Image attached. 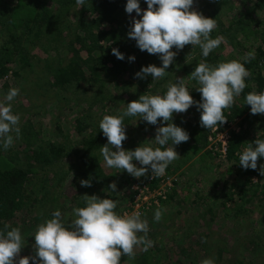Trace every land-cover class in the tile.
Masks as SVG:
<instances>
[{
	"label": "trees",
	"instance_id": "trees-1",
	"mask_svg": "<svg viewBox=\"0 0 264 264\" xmlns=\"http://www.w3.org/2000/svg\"><path fill=\"white\" fill-rule=\"evenodd\" d=\"M51 2L52 6L49 9L45 7V3L40 4L38 0H15L12 3L7 0H0V36L2 37V40H0V81L7 77L9 73L16 78L21 77V74L27 75L24 78L35 74L32 61L35 58L39 61L34 52L40 49L41 54L45 56L42 69L46 76V86L59 92L67 90L68 87H74L76 90H80L82 94L92 91L94 92V101L106 106L112 112L121 113V110H125L128 103L137 100L140 95L157 94V92L158 94H164L167 90L157 91L164 80L170 78L173 80L172 83H176L177 78L181 75L188 76V81L192 85V88L187 86L190 94L195 101H200V93L195 89L198 85L196 81L190 79V74L198 64L190 59L186 62L183 55L189 53L188 45L177 51L183 63L175 57L173 64L166 69L168 73L163 79L153 81L151 76L139 79L135 77V74L140 71L142 66L154 64L159 67L161 61L157 55L141 52L136 47L135 41L129 39L130 27L121 26V15L117 13L119 10L111 13L116 9L115 5L119 7L121 3L113 5L111 4L112 0H86L85 5L78 9L76 0H51ZM226 4V0L203 4L202 10L206 12L208 18L216 20V32L219 34L228 33L232 29L230 24L228 27L223 28L224 24L220 20L222 14L220 10ZM254 9L264 10V0H257L256 6L246 10L244 16L236 25L244 32L246 38H248V35L254 36L256 39H261L262 43L256 45L254 50L241 47V50H246L241 63L244 64L251 75L246 78L245 83L247 86L240 96L235 98L234 104L223 110L227 122L237 123L239 127L238 132H235V130L228 132L226 155L223 156L218 150L219 146L216 147V145L207 149L212 129L201 126L200 113L193 106L188 109L191 120L179 126L189 134L188 143H191V146L188 147L185 144L182 159L175 160L176 165L173 168L168 167L166 169L168 173L173 174L200 153H202L201 156L217 159L219 166L222 168L229 167L226 168V176L212 184V187L214 189L219 188L221 192L229 186L228 192L224 193V196L229 197L223 200L220 205L225 211V219L227 221L232 219L231 221H236L237 225L241 224L243 218L251 216L258 206L253 207L252 210L251 208L250 210L246 209L247 202L260 203L261 207L258 208H260L263 215L260 221L261 224H264V175H261V165H264V158H258L256 170H245L239 165V156L237 155L247 146V143L254 142L256 138H264L261 136V133L264 132V115L250 114V106L244 102L245 96L249 92L264 91V18L257 24L261 27L260 30L253 31L252 27L256 25V22L252 19ZM87 13L93 18L90 17L89 19L85 16ZM103 21L109 22L113 29L110 28L108 32H105L101 28ZM112 24L119 27L114 28ZM216 32L213 30L210 34L213 39ZM41 38L48 42H55L60 46V49L62 48L64 53L69 52L71 57L69 59L63 58L62 55L60 57L57 49L47 48V43H44L45 46L41 48L38 41ZM102 40L104 45H99V41ZM109 41L113 42V45L106 47ZM27 47L30 48L26 49ZM113 48L118 49L125 55L123 61L112 55ZM172 51H176V49L173 48ZM82 53H86L84 58ZM249 53H254V58L245 63V58ZM129 56H135V61L129 62L127 59ZM210 62L214 63L213 60L206 63L209 64ZM261 64L263 65L261 66ZM15 65L17 69H10L11 66ZM85 71L88 72V75ZM0 87L5 92L8 89L7 84L3 82ZM130 118L133 117H127L125 120ZM75 123V129L78 130L80 135L88 132L86 136H81L80 141L75 146L59 135H56V139L59 138L58 141L43 142L44 140L39 139V137L37 138L39 140H34L36 129L30 121H27L20 128L21 136L20 139L16 140L18 145L13 144L7 150L0 149V229H4L5 224L8 225V230L15 228L17 227L16 219H24L25 215H32L33 213L35 214L34 219H32L33 222L39 219L36 214L40 213L42 217L45 216V220L49 219L52 212L56 211L54 208L57 204L62 217L69 221L68 218L69 216L72 218V215H69L68 210L63 208L64 204L70 203L74 207H83L84 195H97L101 188H107L110 182L108 181V179L110 180V173H108L110 171L104 168V164L102 166L101 160H103V157L100 154V147L106 144V137L100 132L99 125L91 126L89 122L81 117L76 119ZM175 125L178 126V124ZM149 126L154 127L150 124ZM178 146L180 145H177L176 148ZM70 163L72 165H69ZM66 166L67 173L76 176L74 179L72 177L69 183L70 187L74 189V195L70 197L71 191H65L64 193L61 191L60 195H57L58 191L61 190L62 180L67 176L64 171ZM52 170H56V172L51 178ZM148 174L151 175V171ZM231 175L233 182L229 183L226 178ZM120 177L122 178V176ZM255 177L256 182L253 181ZM67 180L68 178L65 179L64 184H67ZM81 180H89L91 187H82ZM178 182H181V180L178 179L173 182V187ZM125 184L130 185L131 183L125 178ZM159 187L167 188L163 187L162 182L160 183L155 178L149 189L151 192H159ZM204 198L201 200L202 203ZM209 198H214L216 201L219 199L216 195L209 196ZM57 199H64V202L65 200L66 202L58 203ZM156 199L159 201L160 206L167 203V198L166 201L161 198ZM169 200H171V197L168 198ZM205 201L206 199H204ZM46 208L52 210V212H47ZM154 210H157L156 207ZM229 211L232 212L231 216L228 214ZM209 213L208 208L199 217H194L193 225L198 224L200 220L203 223L206 219V224H198L197 227L205 226V228L208 227L209 230L217 232L218 229H215L212 225V223L215 224L213 220L214 212L211 213V218H208ZM194 226L187 229L193 232ZM32 228L28 229V235H26L28 236L26 238L28 239L26 248H29L30 256L35 255L33 238L35 232H30ZM227 230H230V227ZM189 231L185 232L184 237L188 235ZM150 235L152 234L148 232V236ZM199 236L202 243L208 238L203 235V232ZM243 239L245 249L248 252L255 253L258 243H254L252 239ZM236 240L238 241L239 238H236ZM201 241H199V245H202ZM162 242L163 245L168 244L166 240H162ZM195 245H198V242L194 245L189 242L186 244L184 238V245H177L176 243L173 247L179 250L180 256L185 257V260L189 258L194 260L198 249ZM150 255V252H147V254L138 258H133L135 261L131 264H151ZM133 259L127 255H122L121 264H124V262L130 263ZM234 264L244 263L236 260Z\"/></svg>",
	"mask_w": 264,
	"mask_h": 264
},
{
	"label": "clouds",
	"instance_id": "clouds-1",
	"mask_svg": "<svg viewBox=\"0 0 264 264\" xmlns=\"http://www.w3.org/2000/svg\"><path fill=\"white\" fill-rule=\"evenodd\" d=\"M143 2L147 8L142 11L140 0H126L125 12L136 14L128 37L135 41L141 52L157 55L161 66H142L135 74L136 78L151 76L153 81L163 79L177 51L185 45L198 46L202 57L207 58L224 40L222 36L211 38L210 34L217 27L216 20L195 10V0ZM85 3L86 0H76L79 7ZM173 48L176 51H172ZM112 55L121 61L125 59V55L116 48L112 49ZM252 58L254 53H249L245 63ZM127 59L134 62L135 56ZM250 75L239 60L215 65L201 62L190 74V79L198 85L195 89L200 93V101L193 99L184 79H177L176 83L167 84L163 95H140L120 114L103 116L99 129L107 139V143L100 147L105 166L134 178L144 176L149 170L155 176L164 175L169 165L180 158L175 146L189 140V134L172 122L173 115L185 113L195 106L200 113L201 126L217 129L227 121L223 110L234 104L235 98L247 86L245 80ZM18 95V88H10L0 101V149L3 150L10 148L21 136L20 115L13 112L12 105ZM244 102L250 106V114L264 115V91L249 92ZM137 116L147 124L166 126L156 129L155 139L150 140L153 143L143 142L134 150H125L122 146L127 139L124 120ZM261 136L264 137V132ZM237 155L243 169L256 170L258 158H264V138L247 143ZM261 175H264V165H261ZM80 184L91 187L89 180H81ZM109 189L114 193L117 185L113 182ZM83 199L84 206L72 209L70 221L56 210L51 218L37 226L33 237L34 256L16 259L25 245V238L19 227L8 230L5 224L4 229H0V264H121L122 255L134 258V248L142 245L147 251L154 246V242L147 238L148 221L142 219L139 212L119 214L115 211L118 201L114 199H101L96 195H84ZM161 217V210L155 211V221L159 222ZM200 264H215V260L205 258Z\"/></svg>",
	"mask_w": 264,
	"mask_h": 264
},
{
	"label": "rangeland",
	"instance_id": "rangeland-1",
	"mask_svg": "<svg viewBox=\"0 0 264 264\" xmlns=\"http://www.w3.org/2000/svg\"><path fill=\"white\" fill-rule=\"evenodd\" d=\"M7 1H10V3L15 2V0ZM221 1L223 0H195L193 7L195 8V10L202 13L206 18H208V16L205 14L206 12L202 10L203 4L206 2ZM226 1L227 4L220 10L222 13L220 16V20L224 24H222L223 28L228 27V25L230 24L232 25V29H230L228 33L221 34L216 32V28L214 29L215 32L218 33L217 35L215 33V38L217 36H222L224 40L219 47L214 49L209 54L207 58L202 57L201 50L198 46L188 45L189 53L183 54L184 58L186 59V62L194 60V63L199 64L201 62H208L213 60L214 63H209L211 65L231 60H239L241 62V60H243V56L246 54V50H241V47H243L244 49L254 50L256 45L262 43L261 39H256L254 36L248 35V38H246L244 32H242V30H240V28L236 26L238 21L244 16L246 10L256 6L257 0ZM38 2L40 4L45 3V7H48L49 9L52 6L51 0H38ZM119 3H121V5L117 7L115 4ZM111 4L115 5L116 7V9H114V11H111V13L117 12V10H119V12L117 13L121 15V26L131 28L132 18L135 17L136 14L135 12H133L131 15H129L125 12L124 9L126 0H112ZM140 7L142 11L146 10V4L143 2V0H140ZM77 8L80 9L79 6H77ZM85 16L89 17V19L91 17L89 13L85 14ZM136 18L139 19V17ZM263 18L264 10L254 9L252 19L256 22V25L255 27H252L253 31L260 30L261 27H259L257 24L260 23ZM112 25H114V28L119 27L118 25L115 27L116 24ZM101 28L105 30V32H108V29L110 28L113 29L109 22L106 21L102 22ZM0 40H2L1 36ZM38 41L41 48L45 46L44 43H47V48H51L53 50L57 49V52L60 53V57L61 55L63 56V58L66 57V59H69L71 57V54L69 52L64 53L62 48L60 49V46L55 42H48L44 38L38 39ZM102 44L104 45V41H99V45ZM111 45H113V42L109 41L108 44H106V47H109ZM29 48L30 47H27L26 49ZM34 55H37L39 59L38 61L37 58H35L32 61L35 74L30 75L27 78H24L27 75L21 74V77L16 78L13 77L11 73H9L7 77L0 81V86L2 82L6 83L8 86L6 92L3 91L4 89L2 90L0 87V101L3 100L4 95L8 92L10 88L19 89V95L12 101L13 112L20 115V128L24 126L25 122L27 121H30L32 125H34L36 129L34 131V140L36 139L37 141L39 139H42L44 140L43 142H53L59 140V138L58 140L56 139V135H59L61 136V138L68 140L73 146H75L77 145L78 141H80L81 136H86L88 133H82L81 135L79 134L78 130L75 129L76 119L81 117L86 120V122H89L91 126H98L103 116L110 114H120L116 111L112 112L106 106H102L101 104L96 103L93 99L94 92L92 91L87 94H82L80 90H76L74 87H68L67 90H64L63 92H59L56 89H50L48 86L45 85L46 76L42 69V62L45 59V56L41 54L40 49H38V51H35ZM85 55L86 53H82L83 58L85 57ZM176 58L180 59V61L183 63V60L181 59V56L179 54H176ZM262 65L263 64H261V66ZM14 68L17 69V66L15 65L10 67V69L12 70H14ZM85 73L88 75L87 71H85ZM178 78L184 79L186 86L192 88L191 83L188 81V76L186 77L184 75H181ZM171 81L173 80L170 78L164 80V82L157 89V91H166L167 84ZM123 111L124 110H121V112ZM139 119L140 117L138 116L136 118L133 117L129 120H124L127 139L122 142V146L125 150H134L143 142L153 143V141L150 140L155 139L156 129L160 126H166L158 123V126H151L153 128L150 129L151 127L149 126V124H147V122H144ZM190 120L191 114L188 110L185 113L174 114L172 118V122L174 124H178V126H182L186 121ZM238 129L239 127L237 126V123H230L227 121L222 125H218L217 132L215 135L212 136L213 140L209 142L207 149H210L212 148V146L216 145V147L219 146L218 150H220L221 141L225 140V135L228 136V132H231L233 130H235V132H238ZM211 135L212 134H210V137ZM38 137L39 139H37ZM188 142L189 141L182 142L177 148L175 146V150L178 153L180 159H182L184 154V145L187 144L188 147L189 145L191 146V143ZM105 143H107L106 138ZM13 144L18 145V142L14 140ZM201 155L202 153L197 154L182 169L173 174H170L168 173V171H166L165 182L170 183V186H166L167 188H165L164 190L159 187V192L156 191L154 195L151 193L150 198L153 195V198H151L150 200L151 207L147 210L140 209L139 213L141 214L142 219H146L148 221V232L152 234L148 236L147 233V238L154 242V246L150 247L147 251L143 250L142 245L134 248V258H138L139 256L150 252L151 264H198L205 258H214L215 264H234L236 260H239L241 262L243 261L244 264H264V224H261L260 221L263 218V215L260 212V208H258L260 206V203L256 204L253 202H247V205L245 207L246 209L250 210L251 208L252 210L253 207H256L257 205L258 206L256 209H254L253 214L251 216L248 215L249 217L245 219L243 218L241 224L237 225L235 223L236 221H231L232 219H228L227 221L224 216L225 211L220 204L223 200L229 197L224 196V193L228 192L229 186L225 190H222L220 192L219 188L214 189L212 187V184H214L216 181H220L222 177L224 178L226 176V168L229 167L222 168L221 166H219V162L217 159L215 160L213 158ZM72 163H70L69 165H72ZM101 164L103 166V160H101ZM175 165L176 163L175 161H173L169 165V167L173 168ZM137 166L139 167V165ZM104 168L110 171L108 172L110 173V180L108 179V181L110 182L108 183L107 188H101L96 196L101 197V199L109 198L117 200L118 205L115 211L121 215H123L124 213H133V210L131 211L128 208L130 204L134 205V198L132 197L131 187L134 184L143 181L146 176L149 175L148 173L150 172V170L144 176L140 178H134L126 172L118 173L117 169H109L105 166V164ZM66 170L67 166L64 170L65 173H67ZM55 172L56 170H52L50 176L51 178ZM120 176H122V178L124 179H122ZM72 177L74 179V177H76L75 174H70L68 172L67 176L65 177V179L68 178L67 184H64L65 179L62 180L63 183L61 184V190L58 191L57 195H60L61 191H63V193L65 191H71L69 197L74 195V189L71 188L69 184ZM125 178L130 181V185L125 184ZM178 179L181 180V182H178L176 186L173 187V182L177 181ZM226 179L229 181V183L233 182L232 175L228 176ZM253 181L256 182V177ZM113 182L117 185V190L116 192L111 193V190L109 189V184ZM164 192L165 196L162 195ZM173 192L175 193L174 195ZM158 195L163 196L162 200L166 201L167 198V203L161 204L160 206L159 201L156 199L158 198ZM212 195H216L217 197H219V199L217 201L214 200V198L210 199L209 196ZM169 197H171V200L168 201ZM202 198L206 199L205 202L203 199L204 204L201 202ZM57 201L58 203H61L64 202V199H57ZM73 207L74 205L70 203H68L67 205H63V208H66L68 210L69 215L72 213ZM155 207L157 210H161L162 212V217L159 222L155 221L154 219V213L155 211H157L154 210ZM208 208L210 210L208 218H211V213L214 212L213 220L215 224L212 223V225L215 229H218L217 232H215L214 230H209V228H205V226H201V228L197 227L198 224H206V219L203 223L200 220L198 221V224H195V226L193 225V221L195 220L194 217H199V215H202L203 212ZM54 209L59 210V205L57 204ZM46 210L47 212H52V210H49L48 208H46ZM231 213L232 212L229 211L228 214L231 216ZM34 215V213L32 215H25L24 219L15 220L17 227L21 229L22 236L25 238V245L21 249L19 257L16 258L17 260L19 258L30 256V250H28L29 248H26V244H28V239H26L28 238V236H26L28 235V229L33 227L30 232H35L37 226L45 220V216L42 217V214L40 213L36 214L39 219L33 222L32 219H34ZM72 218H70L69 216L68 220L70 221V219ZM191 226H194L193 232L187 229ZM229 227L230 230H227ZM187 231L189 232L187 233L188 235L186 236V238L184 237V234ZM202 232L205 237H208L205 242L203 241V243L199 236V234ZM140 235L144 234L140 233ZM184 238L186 244L187 242H189L190 244L194 245L196 242H198V245H195L198 247V249L196 250V255L194 256L195 261L193 259L191 260L190 258L188 260H185V257L180 256L179 250L173 247V245L176 243L177 245H184ZM236 238H239V240L237 241ZM243 238H246L247 240L252 239L254 243H258L257 250L255 251V253L248 252L245 249ZM162 240H166L168 244L163 245L164 243L162 242ZM199 241H201L202 245H199ZM203 244L205 245L203 246ZM223 250L224 252L222 253ZM134 261L135 260L133 259L130 263L124 262V264H131Z\"/></svg>",
	"mask_w": 264,
	"mask_h": 264
},
{
	"label": "built area",
	"instance_id": "built-area-1",
	"mask_svg": "<svg viewBox=\"0 0 264 264\" xmlns=\"http://www.w3.org/2000/svg\"><path fill=\"white\" fill-rule=\"evenodd\" d=\"M216 132H217V129L212 128V132H211L212 135H211V137L209 136V139H208L209 142H211L213 140L212 136L215 135ZM228 138L229 137L227 135H225V140L221 141L220 152L223 156L226 155ZM155 178H157L160 183L162 182V184H164L163 187L170 186V183L165 182V180H166L165 174L162 176H155L154 174L149 175L143 181L134 184L131 187V190H132V197L134 198L135 208H134L133 204L132 205L130 204L128 206V208L131 211L133 210V212H139L140 209L147 210L151 207V201L150 200H151V198H153V195L156 193V191L151 192L149 189V186L154 182ZM162 189L164 190L165 188H162ZM159 190H160V188H159ZM151 193L153 195L150 198ZM162 195L165 196V192ZM157 197L163 199V196H161V195H158ZM132 202H133V199H132Z\"/></svg>",
	"mask_w": 264,
	"mask_h": 264
}]
</instances>
